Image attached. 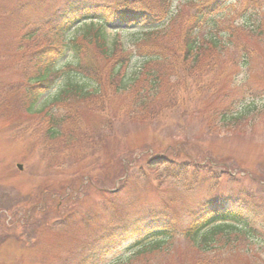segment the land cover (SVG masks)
<instances>
[{
  "label": "rangeland",
  "instance_id": "1",
  "mask_svg": "<svg viewBox=\"0 0 264 264\" xmlns=\"http://www.w3.org/2000/svg\"><path fill=\"white\" fill-rule=\"evenodd\" d=\"M70 1L0 0V196L12 201L8 209L3 205L7 202L0 199V264H46L56 256L66 254L68 248L82 243L92 235L93 230L145 223L150 216H153V221L183 223L186 210L201 200L227 199L232 194L239 197V202L234 205L244 209L255 207L257 217L253 215L254 220L264 227V111L231 131L220 123L211 130L206 117L208 107L203 103L209 100V93L203 92L199 97L193 95L194 79L191 78L196 70H185V84L177 85L182 99L192 100L184 106L189 114L187 117L178 115L179 119L175 117L166 125L114 118L112 115L116 108H112L120 102L119 98H115L109 107L112 111L107 108L105 112H95L81 104L78 108L70 107L69 111L77 115L62 125L61 137L52 141L46 139V125H39L35 115L20 114L18 99L16 103L13 95L20 92L26 81V57L51 35L48 20ZM90 1L110 3L117 0ZM131 1L134 8L160 11V23L176 18L174 31L180 30L186 21L184 11L190 10L189 0ZM247 4L250 10L255 6V14H260V19L264 21V0H249L243 5L233 1L222 28L240 26L243 8ZM89 23H80L73 28L70 36H79ZM105 30L109 43L117 41L125 48H132L136 35L148 31V28H126L117 22L105 25ZM165 31H170L169 26ZM28 33L32 35L28 37ZM254 48L258 51L251 67L220 66L217 68L218 82L214 87L226 86L235 77L237 82L233 81L236 82L233 87L236 91L242 93L246 88L263 91L264 44H257ZM71 54L60 63L64 77L39 98L38 106L51 105L67 74L70 77L73 75V66L66 65L73 60ZM138 57H134L130 65L132 73L139 70L143 63L142 57ZM156 69L165 71L163 67ZM172 81L176 85L175 77ZM197 84L203 86L208 81ZM187 85L188 92L183 93ZM162 87L168 88L166 84ZM233 95L239 97L237 92ZM191 107H195L194 112L198 116L192 114ZM97 131L100 132V139L92 145L90 137H94ZM176 143L196 163L206 167L199 176L183 174L172 178L169 176L172 171H167L162 182L151 174V181L147 184L134 175L135 179L127 183L121 194L109 201L110 207L107 205L108 195L99 189L109 192L121 188L124 180L120 169L123 161H129V152L142 157L144 162L148 155L147 158L166 154L160 149ZM18 163L23 165L22 170L18 169ZM82 178L92 179L96 189L84 191ZM114 210L117 213L114 214ZM90 211L97 212L98 219L89 224L80 222ZM4 212L8 217L5 221ZM71 214H76V221L63 222ZM13 218L16 224L11 222ZM87 225L91 226L87 228ZM176 239L177 254L169 257L166 264L195 263L194 253L189 247L185 248L183 239ZM130 254L126 249L119 251L108 259L109 263L124 260ZM260 255L263 259L246 253H230L226 261L228 264H264V252L261 251Z\"/></svg>",
  "mask_w": 264,
  "mask_h": 264
},
{
  "label": "trees",
  "instance_id": "2",
  "mask_svg": "<svg viewBox=\"0 0 264 264\" xmlns=\"http://www.w3.org/2000/svg\"><path fill=\"white\" fill-rule=\"evenodd\" d=\"M233 1L242 5L245 1L249 2L189 0L190 10L184 11L186 21L179 31H174L176 18L160 23V11L134 8L131 0L110 3L72 0L63 4L48 20L51 35L26 57V81L20 92L13 95L16 103L18 99L20 114L35 115L39 125H46V139L52 141L61 137L62 125L77 115L69 111L70 107L78 108L81 104L91 111L105 112L115 98H119L120 102L112 108H116L112 115L114 118L166 125L175 117L179 119L178 115L187 117L189 114L184 106L192 100L182 99L177 85L185 84V70H196L191 78L194 79L193 95L199 97L203 92L209 93V100L203 103L208 107L205 116L211 130L220 123L231 131L241 123L252 121L264 111V104H260L264 102V90L246 88L242 93L238 92L233 87L237 82L235 77L232 79L236 82L214 87L218 82L217 68L229 65L251 67L258 51L254 46L264 44V21L260 19V14H255V6L252 10L249 4L243 8L240 26L222 28ZM87 20L90 23L79 36H70L73 28ZM117 22L126 28L139 26L148 28V31L136 35L132 48H125L117 41L109 43L107 38L105 25ZM168 26L170 31H165ZM242 29L246 31H239ZM31 35L27 34L28 37ZM69 53H72L73 60L66 65L73 66V75L70 77L67 74L51 105L38 106L39 98L64 77L60 63ZM137 56L142 57L143 63L139 70L132 73L130 65ZM159 67L165 68V71H158L156 68ZM173 77L176 85L173 84ZM207 81L208 84L203 86L197 84ZM163 84L168 88L164 89ZM188 87L182 92H188ZM236 92L239 97L233 95ZM194 110L195 107H191L192 114L198 116ZM90 138L93 145L100 139V132ZM160 150L166 154L147 158L148 155L144 162L142 157L132 152H129V161L121 159L120 171L124 180L121 188L109 192L99 189L108 195L106 202L109 207L112 198L118 197L127 183L135 179L134 175L149 184L151 174L162 182L167 171H172L169 175L172 178H178L183 174L199 176L206 168L196 163L179 143ZM94 183L92 179H81L84 191L96 189ZM237 202L239 197L234 194L227 199L201 200L186 210V222L183 223L153 221V216H150L145 223L93 230L92 235L82 243L68 248L66 254L56 256L46 264H166L169 257L177 254V237H181L185 248L189 247L194 253L193 264H228L227 254L239 252L263 259L260 252H264V227L254 221L253 215L257 211L255 207L244 209L234 205ZM110 209L113 210L114 206L111 205ZM75 216L71 214L63 222H75ZM98 217L97 212L90 211L79 221L89 224ZM90 226L87 225V228ZM124 249L131 253L126 259L109 263L108 259Z\"/></svg>",
  "mask_w": 264,
  "mask_h": 264
},
{
  "label": "water",
  "instance_id": "3",
  "mask_svg": "<svg viewBox=\"0 0 264 264\" xmlns=\"http://www.w3.org/2000/svg\"><path fill=\"white\" fill-rule=\"evenodd\" d=\"M19 166V168H22V165H18Z\"/></svg>",
  "mask_w": 264,
  "mask_h": 264
}]
</instances>
